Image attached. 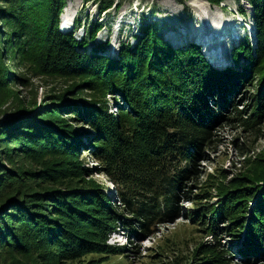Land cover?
<instances>
[{
    "label": "trees",
    "instance_id": "obj_1",
    "mask_svg": "<svg viewBox=\"0 0 264 264\" xmlns=\"http://www.w3.org/2000/svg\"><path fill=\"white\" fill-rule=\"evenodd\" d=\"M84 1H96L100 13L115 2ZM205 1L219 5L224 0ZM247 1L255 27L254 52L261 54L264 0ZM63 5L64 0H0V91L23 81L16 69L15 74L5 73L7 47L20 65L26 60L41 74L73 80L55 97L66 105L52 102V115L67 110L90 128L83 143L73 137L76 131L59 136L22 117L0 120V264L78 262L89 253L107 260L118 256V262L128 264L132 246L106 243L116 220L127 217L122 225L128 240L149 236L154 223L171 220L179 198L193 200L191 182L201 175L198 163L206 159L204 150L218 142L219 125L235 121L251 135L260 132L264 86L249 93L256 68L247 43L232 51V66L218 70L197 44L172 48L146 24L141 35H132L136 42L131 48L125 44L110 57L105 42L93 43L101 24L94 22L82 38L59 29ZM239 12L243 14L241 8ZM240 57L243 64L236 65ZM83 95L86 103L81 105ZM108 95L118 103L111 114H106ZM241 101L246 104L242 110L236 106ZM82 149L107 174L124 204L122 213L99 188L89 186L84 193L68 182L61 184V178L82 171ZM46 156H56L57 164L26 170L3 165L21 158L39 164ZM244 171L250 176L241 175ZM244 171L217 185L219 202L194 200L195 207L184 212L210 236L203 245L211 254L194 264H236L221 236L241 243L238 257L247 264H264V166L257 163Z\"/></svg>",
    "mask_w": 264,
    "mask_h": 264
},
{
    "label": "rangeland",
    "instance_id": "obj_2",
    "mask_svg": "<svg viewBox=\"0 0 264 264\" xmlns=\"http://www.w3.org/2000/svg\"><path fill=\"white\" fill-rule=\"evenodd\" d=\"M67 7L68 19H63ZM240 8L243 14L239 12ZM57 20L61 31L66 30L65 32L72 33L76 38L85 37L94 22L101 24V29L97 32L93 43L105 42L106 52L110 57L116 55L119 48L125 44L131 48L136 42L132 35H141L146 24L153 26L157 34L172 48L197 44L204 58L218 70L228 65L232 66V51L236 50L243 42L247 43L250 47V56L253 59L252 66L256 68H253L255 77H253L254 82L250 86L252 89L249 87V93H256L260 86V90H263L264 77H261L264 76V53L255 54L254 52L256 50L255 27L252 8L247 0H224L219 5H210L207 2L203 4L199 0H115L110 9L101 13L96 1L64 0L61 15ZM223 20H229L223 26L226 31L218 34L216 25ZM229 23L232 30H228ZM194 29L198 33L195 34ZM197 34L201 36L202 42L198 40ZM204 43L211 45L214 50L217 48L216 53L218 54L224 52L229 60L221 58V54H213L211 57L210 53L205 52ZM3 52L6 56L2 62L5 73L15 74L18 70L23 81L8 83L4 86L5 89L0 91V120L22 117L27 122H34L37 126L41 124L50 134L59 136L67 130L76 131V135L73 137H80L82 142L86 143L90 128L85 122L80 123L79 120H75L76 118L70 116L67 110L54 115L51 112V107L55 106L52 102H63L55 97L69 89L74 81L69 78L41 74L37 70H32L26 64V60H22L25 64L21 62L20 65L14 61L10 49L7 47L3 48ZM242 61L244 58L240 57L236 65H242ZM16 62L17 66H15ZM236 69L241 70L238 66ZM82 97L84 100L80 102L81 105L86 101L85 97L87 96L83 95ZM63 105L65 106L66 103L60 104V106ZM245 105V102L242 101L236 104L237 108L241 110ZM117 106L118 103H115L113 98L108 95L106 97V114L113 113ZM47 116L52 119H48ZM260 127V132L251 135L249 132L242 131L247 128L237 126L235 121L219 125L215 130L218 142L204 150L206 159L198 163L201 175L194 183L191 182L189 190L191 194H194L193 200L179 198L178 212L168 217L171 220L156 222L152 227H149V236H138L131 240H128V231L122 225V221L127 217L124 214L120 215V219H118L120 222L116 220L117 227L110 231L106 243L111 246H132L129 248L132 251H130L128 264H194L211 254L205 250L203 245L209 241L210 236L201 232L199 226L193 220L189 221L188 217L183 214L195 207L194 200L216 204L222 198V196H216L219 194L217 185L225 183L233 175L236 176L244 170H250L257 163L264 166V126ZM82 145L81 147H83ZM83 151V149L80 150L79 158L82 171L76 177L61 178V184L66 187L68 182L70 187L75 188L76 191L85 193L89 190L91 182L93 184L100 183L102 186L99 189L102 194L122 213L124 204L120 201L119 194L113 188L107 174L103 172L101 166L88 151L86 154ZM240 151L243 154H240ZM56 160V156H46L41 159L39 164H29L21 158L12 164H7L4 161L3 165L12 168L17 166L23 170L32 166H35V169H43L40 164H57ZM89 168L91 170L86 171ZM250 174L244 171L241 175L250 176ZM250 180L254 181L255 177H250ZM205 191L211 193V198L208 195L204 198L202 194H205ZM239 234L244 235L243 231H240ZM224 237L221 236L220 242L231 248L236 264H247L238 257L236 246L240 247L241 243H230L228 238ZM101 255L100 253L91 255L89 253L81 256L78 262L72 260L56 264H103L107 259ZM107 264H121V262H118V256H114L107 260Z\"/></svg>",
    "mask_w": 264,
    "mask_h": 264
},
{
    "label": "bare ground",
    "instance_id": "obj_3",
    "mask_svg": "<svg viewBox=\"0 0 264 264\" xmlns=\"http://www.w3.org/2000/svg\"><path fill=\"white\" fill-rule=\"evenodd\" d=\"M199 1H201L203 4H206V2L204 1V0H199ZM68 4V3H67ZM66 4V5H67ZM67 11H68V7L66 8V10H65V12H64V16H63V19H68V14H67ZM204 12V11H203ZM202 18V17H201ZM229 20H223L222 22H219L216 26V29H217V33L218 34H222L224 31H226V30H224L225 28L223 27L224 25H225V23H227ZM69 22V21H68ZM66 23V22H65ZM230 25V23L227 25V27H229L228 28V30L230 29V30H232L233 28H231V26H229ZM64 28V27H63ZM215 30V29H214ZM66 31V30H65ZM64 31V32H65ZM194 31V33L196 34V29H194L193 30ZM198 33V32H197ZM198 35V34H197ZM199 39V41H201L202 42V40H201V36H197ZM206 44H207V42H206ZM204 45V50H205V52H207V53H210L209 55H211V57H213L212 55L213 54H217V55H220L221 54V58H223L224 57V59L225 60H229L228 59V57L227 56H225V54H224V52H220V54H218V53H216L217 52V48L214 50V48H212L211 47V45L209 46V45H205V43L203 44ZM90 187H95V188H99L100 186H102V185H100V183H96V184H91V185H89Z\"/></svg>",
    "mask_w": 264,
    "mask_h": 264
},
{
    "label": "water",
    "instance_id": "obj_4",
    "mask_svg": "<svg viewBox=\"0 0 264 264\" xmlns=\"http://www.w3.org/2000/svg\"><path fill=\"white\" fill-rule=\"evenodd\" d=\"M205 1V0H204Z\"/></svg>",
    "mask_w": 264,
    "mask_h": 264
}]
</instances>
